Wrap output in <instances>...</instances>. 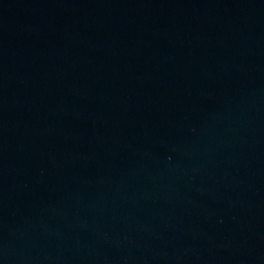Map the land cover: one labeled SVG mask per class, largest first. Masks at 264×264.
<instances>
[{"label":"water","instance_id":"obj_1","mask_svg":"<svg viewBox=\"0 0 264 264\" xmlns=\"http://www.w3.org/2000/svg\"><path fill=\"white\" fill-rule=\"evenodd\" d=\"M0 264H264V0H0Z\"/></svg>","mask_w":264,"mask_h":264}]
</instances>
